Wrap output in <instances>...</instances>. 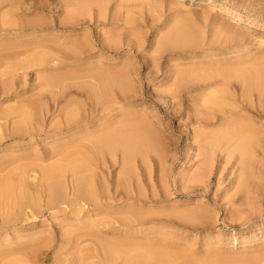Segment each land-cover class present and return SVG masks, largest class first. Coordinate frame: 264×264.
I'll return each instance as SVG.
<instances>
[{"label":"rangeland","instance_id":"1","mask_svg":"<svg viewBox=\"0 0 264 264\" xmlns=\"http://www.w3.org/2000/svg\"><path fill=\"white\" fill-rule=\"evenodd\" d=\"M8 1L0 5V12L10 11L16 7L14 4L20 3L22 9L18 13L23 19H18V16L16 18L25 22L24 24L31 21L33 23H29L30 26L17 35L5 34L0 30V58L14 52L23 43H27L23 44L25 48L21 45L25 50L18 47L15 51L21 49L24 55L28 49L31 51L40 47L39 51H43L45 57L42 56L43 61L38 60L39 66H31V69L24 68L23 60L21 64L13 59L14 63L17 62L16 65L19 63L23 66L21 69L19 65L11 66V59V63L9 59H0V117L2 114L11 115L15 112L7 118L8 121L5 120L6 123L0 119V135H3L0 137V178H6L0 182H10V186L14 184V188L24 183L36 184L41 176L37 172V176L32 174L38 166H34V163L39 164V160L48 159L45 162L40 161L43 168L57 163L55 158L51 160L48 157L49 152L57 154V149L54 148L56 145L67 143L69 136L76 138L80 133L87 134L85 132H91L98 125L107 128L116 123V128L122 131L127 127L135 129L132 130L135 134L123 131L124 135H130L135 142L131 144L135 158L131 155L133 175L128 178L132 180L124 181L128 185L127 188L120 175L123 172V155L120 153L119 156L117 152L113 160L105 158L110 157L109 155L101 156L100 162H113L105 164L107 170H103L104 176H99L101 173L98 172V180L101 183L100 178L105 177L115 182L118 176L122 183L116 197L104 200L102 205L89 206L79 203L73 207L62 205L66 210L60 208L62 210L50 212L46 209L43 216L32 222H17L15 226L2 231V245L15 247L21 243L33 244L36 239L39 245L38 241L41 244L45 237L50 240L52 236L50 248L46 251L43 249L47 258L42 259L44 262L40 261L39 264H106L109 255L112 256L110 257L113 263L107 264H123L125 259V262H131L132 257L137 258L138 261H133L137 264L140 261L142 264H264V90L260 91V96L259 92L251 87L254 83L251 86L243 85L234 79L244 71H251L259 76V83L264 88V0ZM212 1L228 4L227 10L211 8L209 3ZM1 14L0 17L3 15ZM15 45L13 50L11 46ZM44 45L47 47L44 48ZM20 58L27 60V55ZM10 67L16 68L15 71L18 72L9 71ZM6 72L7 74L3 75ZM206 77L218 78L210 83L202 82ZM221 77L227 79L226 82H222ZM229 77L232 79L228 80ZM177 79H184V86L180 91L182 99L178 108L173 107L167 97V94L175 89ZM50 80L54 82L50 83L51 89ZM213 88L216 93L224 91L229 97L226 96L227 98L222 100V108L227 109V112L221 119L222 115L219 113L218 115L214 111L201 110L202 117L207 121L199 122L195 110L204 106L205 102H211L209 99L216 94ZM55 93L59 94L58 102L60 101L61 107L69 104V109H75L78 105L91 107L101 103L102 108L107 109L99 110L95 117L87 120L89 124L86 128L79 127L62 136H53L51 133L48 135L44 131L39 132L40 137L29 141L26 136L25 141L20 140L21 136H4L18 123L20 116L17 112L21 107L26 110L29 108V114L39 112L36 108L33 110V107H37L33 102L36 103L37 100V103H41L37 108L44 113L41 116L44 120L43 129L48 126L50 128L51 123L59 121L60 106L57 108L49 95L56 97ZM204 93H207L205 98ZM28 103L33 104L32 110ZM232 115L236 118L233 119ZM34 120H31L33 127L37 124H34ZM141 127L147 138V133L151 137L157 135V138H152L155 145L159 143V147H154L152 143L150 155H146L145 151L148 150H139L152 142L145 141ZM48 128L45 130H52ZM221 133L223 135L219 139L229 136V149L223 154L225 143L216 145L212 164L215 169L211 179L196 180L199 183H195V174L204 167L203 159L198 157L195 139L206 143L209 140H217ZM249 134L253 135L254 139ZM50 135L52 137H48ZM250 137L253 141L248 139ZM77 138L76 141L79 140ZM134 138L139 141L136 142ZM65 147L67 146L58 149ZM248 153L250 157H247ZM45 154L48 158H44ZM40 155L45 156L41 158ZM141 161L148 162L142 164ZM141 165H144L147 172L141 171ZM20 168L26 172H21ZM243 172H247L248 177V187L244 188L241 186ZM145 173L151 176L148 177ZM70 174L60 182L62 186L66 182L67 194L69 193L68 197L71 198L75 177ZM145 176L149 179H145ZM144 179L150 182L147 183ZM137 182L140 185H137ZM110 183L108 185L112 191L113 184ZM135 186V189L140 186V195H134ZM127 192L133 195L125 198ZM34 195L31 198H35ZM132 196L134 198L130 199ZM135 196L143 198L137 199ZM41 198V202H46L44 195H41ZM134 215L139 217L135 216L137 220L132 222ZM177 215H183L185 218L183 221L177 220ZM131 219L132 221H129ZM113 243L117 246H123L118 245L120 243H128L131 248L119 247V252L116 246L114 250ZM103 244L106 253L113 254L99 250ZM109 245H112L113 250L109 247L107 251ZM162 256H165L164 259H161ZM114 257L118 262L115 263Z\"/></svg>","mask_w":264,"mask_h":264},{"label":"bare ground","instance_id":"2","mask_svg":"<svg viewBox=\"0 0 264 264\" xmlns=\"http://www.w3.org/2000/svg\"><path fill=\"white\" fill-rule=\"evenodd\" d=\"M7 1L8 0H0V5L2 6L5 2L7 3ZM12 2H17V0H11ZM8 2H10V1H8ZM19 2V1H18ZM31 2V1H30ZM38 2V1H37ZM227 3V2H226ZM18 4V3H17ZM17 4H14L13 6H16L15 8L13 7H10V8H12V9H10V11H4L3 12V10H2V12H0V14L2 15L1 17H0V30L2 31V32H5V34H10V35H13V34H18V33H20V32H22L25 28H27V27H29L30 25H29V23H31V25H32V21L31 22H28V23H26V24H24L25 22H22L21 20H19L18 21V19L19 18H21V17H19V13H18V11L20 12V9H22L21 8V6L18 4V6H17ZM36 4V3H35ZM210 4V7L211 8H218V9H220V10H227V5L225 4V3H221V2H217V1H212L211 3H209ZM12 5V4H11ZM20 6V7H19ZM1 9V8H0ZM6 9V8H5ZM17 13H18V15H17ZM13 16H15V17H13ZM18 16V19L16 18ZM11 17H13V18H11ZM9 18V19H8ZM10 18H11V20H10ZM17 20V21H13V20H15V19ZM22 19H23V17H22ZM71 19V18H70ZM69 19V21H72V20H70ZM21 21V22H20ZM68 21V22H69ZM65 22V21H64ZM34 25V24H33ZM39 25V24H38ZM9 35V36H10ZM20 35V34H19ZM23 43V42H22ZM21 44V43H20ZM19 44V45H20ZM24 44V43H23ZM23 44H21L24 48H25V44H27V43H25L24 45ZM21 45L20 46H18V47H21ZM34 45H35V43H34ZM37 45V44H36ZM27 46V45H26ZM39 46V45H38ZM5 47V46H4ZM11 47H13V50L16 48V45H15V47L14 46H11ZM16 48V49H19V48ZM23 47H21V49L23 48ZM33 47V46H32ZM47 46L46 45H44V48H46ZM87 47V46H86ZM3 48V47H2ZM10 48V47H9ZM8 48V49H9ZM23 48V50H25ZM39 48L40 47H38V48H36V49H33V50H29L28 49V52H26V54L24 53V55H27V60L24 58H20V57H22V56H24L23 55V51L20 49V50H17V51H15L14 50V52H10L9 54H5L4 55V58H0V59H2V60H6V61H8V59H9V62L12 60L13 61V59H15V61H18V62H20L21 64H22V62H23V64H25V66H24V68L25 69H27V68H30L31 66H33V68L36 66V65H38L37 64V62H38V60L39 59H42V61H43V57L42 56H44L45 54H44V52L43 51H39ZM43 48V49H44ZM11 49V48H10ZM10 49H9V51H10ZM42 49V50H43ZM48 49V48H47ZM3 50V49H2ZM13 50H11V51H13ZM46 49H44V51H45ZM75 50V49H74ZM77 50V49H76ZM18 51H20V52H18ZM41 52V53H40ZM45 52H47V50L45 51ZM74 52H76V51H74ZM39 54V55H38ZM22 55V56H21ZM41 55V56H40ZM2 57H3V55H1ZM45 57V56H44ZM20 58V60H18V59ZM11 59V60H10ZM17 59V60H16ZM23 60V61H22ZM24 60H26V61H24ZM22 61V62H21ZM41 61V62H42ZM1 62V61H0ZM40 62V61H39ZM11 63V62H10ZM13 64H11V66L13 65V66H20L21 67V65L18 63V65H16V63H14V61L12 62ZM35 65V66H34ZM42 65V63H40V66ZM8 66H10V64H8L7 65V67ZM39 66V65H38ZM20 67H17V68H20ZM241 67V66H240ZM249 67V66H248ZM9 68V67H8ZM23 68V66L21 67V69ZM32 68V67H31ZM30 68V69H31ZM256 68V67H255ZM240 69V68H239ZM238 69V70H239ZM264 69V68H263ZM9 71L11 70V72L13 71V73H14V71L16 70V68H13V67H10V69H8ZM19 70V69H18ZM241 70V69H240ZM242 70H243V67H242ZM256 70V69H255ZM7 71V70H6ZM9 71H7V72H9ZM20 71V70H19ZM234 71H237V70H235L234 69ZM7 72L4 74L3 73V75H6L7 74ZM15 72H18V71H15ZM263 72H264V70H263ZM9 74V73H8ZM11 76H12V74H10ZM114 75V74H113ZM10 76V77H11ZM3 77V76H2ZM12 77H16V75L14 76H12ZM102 77V76H101ZM114 77H116V76H114ZM181 77V76H180ZM197 77V76H196ZM103 78H104V76H103ZM102 78V79H103ZM106 78V77H105ZM182 78V77H181ZM180 78V79H181ZM186 78V77H185ZM189 78V77H188ZM217 78L218 77H206V78H204L203 80H202V82H204V83H210V82H213L214 80H217ZM222 78V82H226V80L227 79H224V77H221ZM101 79V80H102ZM198 79V78H197ZM196 79V80H197ZM229 79H232L231 77H229L228 78V80ZM234 79H237V80H239L243 85H248V84H250V86L252 85V83H254V86H251L252 88H254V90L255 91H258L259 92V95H260V91H263L264 90V88H263V86L261 85V83H259V76L256 74V73H252L251 71L249 72V71H244V72H242L240 75H237L236 77H234ZM53 80V79H52ZM99 80V79H98ZM100 80V81H101ZM201 80V79H200ZM262 80V79H261ZM2 81V80H1ZM55 81V80H54ZM99 81V82H100ZM106 81V80H105ZM105 81H103V82H105ZM111 81V80H110ZM116 81V80H115ZM102 82V81H101ZM184 82V79L183 80H178L177 79V84L174 86V90H171L167 95V97H169V103L171 104V105H174L173 107H175V106H177V108H178V105L180 104V102H181V99H182V96H181V88H182V86H184V84H182ZM219 82V81H218ZM221 82V81H220ZM50 83H54L53 81H51L50 80V82H49V88H50ZM105 84H106V82H105ZM216 84V83H215ZM221 84V83H220ZM220 84H218V85H220ZM211 85V84H210ZM207 86V85H206ZM209 86V85H208ZM221 86H222V84H221ZM200 87V86H199ZM212 87V86H211ZM217 87V86H216ZM219 87V86H218ZM51 88H52V86H51ZM50 88V89H51ZM241 88V87H240ZM13 89V88H12ZM212 89V88H211ZM211 89H209V93H210V90ZM228 89V88H227ZM11 89H9V91H10ZM206 90V89H205ZM216 90H217V88H216ZM6 91H8V89L6 90ZM166 91V90H165ZM213 91H214V88H213ZM212 91V92H213ZM249 91H251V90H249ZM49 92H50V90H49ZM53 92V91H52ZM205 92V91H204ZM235 92V91H234ZM4 93V92H3ZM8 93V92H7ZM54 93V92H53ZM52 93V95H54ZM214 93H216L215 91H214ZM214 93H212V94H214ZM263 93V92H262ZM55 94H57V93H55ZM211 94V93H210ZM264 94V93H263ZM51 97H52V99L55 101V106H57V108H58V106H60V101L58 102V100L60 99L59 98V94H57V96L56 97H53L51 94H49ZM207 95V93H204V98H205V96ZM236 95V94H235ZM262 95V94H261ZM260 95V96H261ZM199 96V95H198ZM203 96V95H202ZM227 95H225V92L224 91H220V92H217L216 94H215V96L213 95V98L211 99H209V100H211V102L209 101V103H204L203 105L204 106H200L199 107V109H197V110H195V114H196V116H197V121H199V122H205V121H207V119H205L204 117H202V115H201V112L203 111V110H207V111H214L215 113H219V114H221L222 115V117H221V119H223L224 117L223 116H225V114H226V110H224L223 108H222V105L224 104L223 103V101L225 100V98H227L226 97ZM209 97V96H208ZM236 97V96H235ZM55 98V99H54ZM196 98V97H195ZM200 98H202V97H200ZM229 98V97H228ZM251 98V97H250ZM242 99V98H241ZM248 99V98H247ZM41 100V99H40ZM223 100V101H222ZM251 100V99H250ZM257 100V99H256ZM38 101V100H37ZM37 101H36V103H37ZM205 101H207V100H205ZM229 101V100H228ZM247 101V100H246ZM221 102H222V104H221ZM226 102V101H225ZM237 103L236 104H238V101H236ZM244 102V101H243ZM36 103H34L33 102V104L34 105H37V107L39 108V103H40V101L36 104ZM230 103V102H229ZM247 103V102H246ZM29 105H28V107H31V109L30 110H32L33 108V110H35V108H36V110H39V112L38 111H36V112H34V114H29L28 112H29V108L26 110L25 108L23 109L22 107L20 108L21 110H18V115L20 116V119H19V121H18V123H16L15 125H13V128L12 129H10V132H6L5 131V134L6 135H4V136H7V137H11V138H16V137H22V139H20V140H22V141H25L26 139L24 138L25 136H26V138H28L27 140L29 141V139H33V138H35V137H40L41 135H38L39 134V132H46V134H48L49 135V133H51V135H56V136H62V135H64V134H67V133H69V132H71L73 129H76V128H81V127H83V128H86V126L89 124V122L87 121V120H89L90 118H92L93 116L95 117V113H97V112H99V110H101V111H105L106 109H107V107H104V108H102V106L99 104V105H95V106H89V107H82V106H80V105H78L75 109H69V104L67 105L66 104V106H60L59 108H58V110H59V121H57V122H54L53 124H52V126H51V124H50V128H48V127H45V129H47L48 128V130L49 129H52L51 131H47V130H45V129H43L44 128V126L42 127V124H43V119H41L42 117V115H44V113H43V111L41 110V109H38L37 107H33L32 108V106H33V104L32 103H28ZM41 104V103H40ZM198 104V103H197ZM226 104V103H225ZM234 104V103H233ZM227 105V104H226ZM231 105H232V103H231ZM239 105V104H238ZM247 105V104H246ZM249 105V104H248ZM26 106V105H25ZM224 106V105H223ZM249 106H251V105H249ZM40 107H41V105H40ZM232 107H233V105H232ZM237 107V106H236ZM42 108V107H41ZM72 108V107H71ZM235 108V107H234ZM43 109H44V107H43ZM176 109V108H175ZM194 110V109H193ZM192 110V111H193ZM202 110V111H201ZM41 111V112H40ZM45 111V110H44ZM16 113V114H17ZM45 113H47V112H45ZM12 114H15V112L14 113H12ZM12 114L10 115H8V114H2L1 116L2 117H0V119L2 118L3 119V122H5V120H7L8 121V119L7 118H9L10 116H12ZM218 114V115H219ZM212 115V114H211ZM220 115V116H221ZM227 115H228V113H227ZM187 116V115H186ZM207 116V115H206ZM31 117H32V119H31ZM44 117V116H43ZM188 117V116H187ZM232 118H233V115L231 116ZM242 117V116H241ZM36 120H34V119ZM213 118V117H212ZM236 118V117H235ZM235 118H233V119H235ZM239 118V117H238ZM34 120V124H36L34 127L32 126V121ZM230 120H232V119H230ZM229 121V120H228ZM237 121V120H236ZM240 121V120H239ZM36 122V123H35ZM99 122V121H98ZM235 122V121H234ZM6 123V122H5ZM90 123H93V122H90ZM231 123H233V122H231ZM240 123V122H239ZM114 124H116V123H114ZM113 123H112V125L110 126V127H107V128H105V127H103L102 125H98L97 127H95V129L94 130H92L91 132H90V130H89V133L88 132H85V133H87V134H84V133H80L79 134V136H77L76 138H77V140L78 141H76V138H73V137H75V136H72V138L69 136L68 138H69V140L67 141V143L66 142H63L62 144H60V145H56L54 148H56L57 150H55L56 152L55 153H57V154H54V152H52L53 154H51L50 152H49V154H48V157L51 159V160H53L54 158L57 160L56 162L57 163H52V165H50V166H48V167H44L43 168V166H42V164H41V162L42 161H47L48 159H45V160H39L38 162H39V164H33L34 166H36V165H38L37 166V169L35 168V170L33 171V175L35 176L36 175V172H37V174H40V176H41V179L40 180H38L39 179V176L37 177V179H36V181L38 180V184L36 183H32V182H30V184H27V185H25V183H24V181H23V179H24V177H25V175H23L22 174V176H24L23 177V179L21 180V181H23V183L24 184H22L21 186H15V188H14V184L12 185L11 184V186H10V182L8 183V184H6V182H4V183H2V182H0V233H2V231H4V230H8L10 227H12V226H15L16 225V223L17 222H32V220H35V219H37L39 216H43V214H44V211L46 210V209H49V211L51 212V210L53 211V210H59L60 208H62L63 210H66L67 208V206H75V205H77V204H79V203H83L82 205H102L101 203H103L104 202V200H106V201H108V199H110L111 200V198H113V197H116L117 196V194H118V192H120L119 191V186L121 185V183L122 182H124V181H126V182H128L127 180H132V179H128V178H132V176L131 175H133L132 174V172H131V164H130V162L132 161V159H131V157L133 156V154H132V148H131V144L132 143H135V142H133V138H131V136L130 135H124V133L126 132V133H131V132H133L135 129H132V128H126V130L124 131V133H123V131L122 130H119V129H117L116 128V126L114 125ZM144 124V123H143ZM236 124V123H235ZM37 125H38V127H37ZM117 125V124H116ZM240 125V124H239ZM243 125V124H242ZM32 126V127H31ZM228 126V125H227ZM235 126V125H234ZM247 126V125H246ZM125 127V126H124ZM137 127V126H136ZM139 127V126H138ZM142 127H144L143 125H142ZM142 127H141V129H142ZM237 127V126H236ZM240 127V126H239ZM242 128H243V126H241ZM226 128V127H225ZM228 128V127H227ZM145 129V128H144ZM239 130H242V129H240V128H238ZM246 129H248V128H246ZM245 129V130H246ZM8 130V129H7ZM133 130V131H132ZM143 130V129H142ZM146 130V129H145ZM236 130V129H235ZM252 131L251 129H248V131ZM86 131V130H85ZM131 131V132H130ZM138 131H139V129H138ZM231 131H232V129H231ZM237 131V130H236ZM243 131V130H242ZM247 131V130H246ZM254 132H255V130H253ZM252 131V132H253ZM141 131H139L138 133H140ZM146 133L148 132L147 130L145 131ZM215 132V131H214ZM238 132V131H237ZM253 132V133H254ZM256 132H257V130H256ZM259 132V131H258ZM34 133H36L35 135H34ZM123 133V134H122ZM137 133V132H136ZM142 133H143V135H144V139H145V141L146 142H150V141H152V142H150V143H148V144H145L144 146H143V148H140L139 150H141V151H143V149H144V151L145 150H148V152L147 151H145L146 152V155H148L149 154V152H150V150H151V148L153 147V146H151L152 145V143L154 142V137L156 136V138H157V135H153L152 137L150 136V134H148L147 133V135L149 136L148 138L150 139H148L147 137H146V135H145V133H144V130L142 131ZM245 132L243 131V134H244ZM247 134H248V132H246ZM133 134H135V132H133ZM133 134H132V136H133ZM161 134V133H160ZM241 134V133H240ZM258 134V133H257ZM29 137H28V136ZM48 136V137H52V136ZM141 135V134H140ZM142 135V136H143ZM222 133L221 134H219L218 136H217V140H214V141H206V143H202L201 141H199L197 138L195 139L196 140V146H197V148H198V157H201L202 159H203V163H204V167L203 168H201L198 172H197V174H195V177H194V182L196 181V180H198V181H202V180H207V181H209L210 179H211V175H212V173H213V171H214V169L215 168H213V166H212V164H213V162H214V147L216 146V145H219V144H221V143H225V148L223 149V151H222V153L224 154V153H226V150L227 149H229V144H230V139L228 138V137H224V139L222 138V139H219V138H221L222 137ZM226 135V134H225ZM249 135H251V134H249ZM263 135H264V133H263ZM1 136H3V135H0V137ZM137 136V135H136ZM161 136V135H160ZM216 136V135H215ZM252 136V138L254 139V137H253V135H251ZM255 136V135H254ZM6 137V138H7ZM213 137V136H212ZM236 137V136H235ZM249 137V136H248ZM256 137H258V136H256ZM255 137V138H256ZM67 138V139H68ZM242 138V137H241ZM1 139V138H0ZM2 139L4 140V138L2 137ZM74 139H75V141H74ZM146 139H148V140H146ZM246 139H247V137H246ZM248 139H250L251 140V137L250 138H248ZM2 140V141H3ZM18 140V139H17ZM134 140H135V138H134ZM137 141H139L138 139H136ZM135 140V141H136ZM70 141V142H69ZM136 141V142H137ZM141 141L143 142V140L141 139ZM249 140H247V142H248ZM251 141H253V140H251ZM1 143V142H0ZM24 143V142H23ZM64 143L66 144V145H64ZM140 143V142H139ZM242 143H243V141H242ZM249 144L251 143L250 141L248 142ZM4 144V143H3ZM70 145V144H74V145H70V146H68V145ZM144 144V143H143ZM244 144H245V142H244ZM62 145H64V146H67V147H71V146H73V147H71L70 149H68L67 147H65V148H61L60 150L58 149V148H60V147H64V146H62ZM133 145H135V144H133ZM132 145V146H133ZM137 145V144H136ZM153 145H154V147H159L158 145H159V143H158V145H155L154 143H153ZM203 145H204V148H203ZM246 145V144H245ZM21 146V145H20ZM58 146H60V147H58ZM162 146V145H161ZM206 146V147H205ZM224 146V145H223ZM135 147V146H134ZM136 147H138V146H136ZM151 147V148H150ZM67 148V149H66ZM139 148V147H138ZM156 148V149H157ZM200 148H202V149H200ZM63 149V151H61ZM66 149V150H65ZM160 149V148H159ZM166 149V148H165ZM243 149V148H242ZM51 150V149H50ZM137 150V149H136ZM60 151V152H59ZM248 151H250V150H247V152ZM117 152H119L118 154H119V156H120V153L123 155V158H124V163H122L123 164V172H122V174H120V175H122V182H120V180H119V177L117 176L116 178V180H115V182H113V180H109V179H106L105 177H102V178H100L101 180V183L99 182V176H104V175H102V173H103V170L105 171V170H107V165H106V168H105V164H108V163H110L113 159H114V156H115V154L117 153ZM157 152V151H156ZM159 152V151H158ZM137 153V152H136ZM144 153V152H143ZM148 153V154H147ZM160 153V152H159ZM221 152H220V154H222ZM47 154V153H46ZM45 154V155H46ZM104 154H106V155H104ZM135 154V153H134ZM194 154H196V153H194ZM229 154V153H228ZM247 154V153H246ZM251 154V153H250ZM44 155V156H45ZM102 155H104V156H107V155H109L110 157H105L106 159L108 158H112V160L110 161V162H106V163H104V159L102 160L103 162H100V160L102 159L101 158V156ZM132 155V156H131ZM137 155V154H136ZM141 156H142V154H140ZM146 155H144V156H146ZM150 155V154H149ZM161 155V154H160ZM37 156H38V154H37ZM43 156V155H42ZM43 156V157H44ZM241 156H242V154H241ZM250 157V155H249V153H248V155H247V157ZM40 157H41V155H40ZM43 157H41V158H43ZM47 157V155H46V157H44V158H48ZM134 157V156H133ZM137 157V156H136ZM143 157V156H142ZM37 158V157H36ZM40 158V159H41ZM53 158V159H52ZM104 158V157H103ZM135 158V157H134ZM157 158H159V157H157ZM38 159H39V157H38ZM37 159V160H38ZM49 159V160H50ZM146 159V158H145ZM162 159V158H161ZM247 159H249V158H247ZM59 160V161H58ZM158 160H160V159H158ZM41 161V162H40ZM237 161V160H236ZM44 162H43V165H44ZM113 162V161H112ZM142 162V164H144V163H147L148 161H146V162H143V161H141ZM132 163V162H131ZM216 163V162H215ZM227 163H229V161L227 162ZM41 164V165H40ZM149 164V163H148ZM158 164V163H157ZM220 165V164H219ZM225 165V164H224ZM230 165V164H229ZM32 166V165H31ZM30 166V167H31ZM133 166V165H132ZM141 166H143V168H141V171H144L145 172V170L146 169H144V165H141ZM3 167V166H2ZM24 168V167H23ZM22 168V169H23ZM33 168V166L31 167V169ZM135 168V167H134ZM162 168V167H161ZM0 172H2V168L0 167ZM21 169V168H20ZM22 169H21V172H23L24 173V171L26 172V170H23L22 171ZM26 169V168H25ZM28 169V168H27ZM39 169V170H38ZM142 169H144V170H142ZM220 169V168H219ZM232 169V168H231ZM36 170H38V171H36ZM133 170V169H132ZM160 170V169H159ZM250 170V169H249ZM32 171V170H31ZM97 172V175H96V172ZM250 171H252V170H250ZM28 172V171H27ZM29 172H30V170H29ZM28 172V173H29ZM98 172H100L101 173V175H99L98 176V174H100V173H98ZM146 172H147V170H146ZM35 173V174H34ZM68 173H71L74 177H75V180L73 179V188L71 189L73 192H71L70 193V195L72 194V196H71V198H70V196L68 197V194H67V192H68V189H67V185H66V182L63 184L64 186H62V184H61V182H62V178L64 179V178H68L67 176V174ZM21 174V173H20ZM70 174V175H71ZM246 174H247V172H243V174H242V176H241V186L244 188L245 186H247L246 185V178H247V180H248V177H246ZM14 175V174H13ZM27 175V174H26ZM29 175H30V173H29ZM67 175V176H66ZM108 175V174H107ZM144 175H146V173L144 174ZM150 175V174H149ZM149 175H148V173H147V175L146 176H148L149 177ZM234 175V174H233ZM249 175V174H248ZM9 176V175H8ZM21 176V177H22ZM32 176V175H31ZM30 176V177H31ZM37 176V175H36ZM72 176V177H73ZM139 176V175H138ZM141 176V175H140ZM144 177L145 179H149L148 177ZM151 176V175H150ZM250 176V175H249ZM10 177V176H9ZM20 177V178H21ZM26 177H29V176H26ZM96 177H97V180H96ZM143 177V176H142ZM3 178H5V177H3ZM3 178H2V180H3ZM33 178V177H32ZM124 178V179H123ZM134 178V177H133ZM250 178V177H249ZM65 179V180H66ZM142 179V178H141ZM144 179V180H145ZM1 180V178H0V181H2ZM5 180H6V178H5ZM10 180V179H9ZM34 180V179H33ZM65 180H63V182L65 181ZM139 180V179H138ZM150 180H151V178H150ZM150 180H145V181H148L147 183H149L150 182ZM4 181V180H3ZM61 181V182H60ZM67 181V180H66ZM112 182V184H113V188H112V191H111V189L109 188L110 187V185H108L110 182ZM133 181H135L134 179H133ZM132 181V182H133ZM139 181H141V180H139ZM198 181H196L195 183H197ZM25 182H26V180H25ZM129 182H131V181H129ZM132 182H131V184H132ZM136 182V181H135ZM135 182H133V183H135ZM143 182V181H142ZM206 182V181H205ZM20 183H22V182H20ZM32 183V184H31ZM125 183V182H124ZM199 183V182H198ZM71 184V185H72ZM111 184V183H110ZM127 183H125V185L124 186H128V185H126ZM136 184V183H135ZM134 184V185H135ZM140 185V183L139 182H137V185ZM18 185V184H17ZM108 185V186H107ZM112 186V185H111ZM130 186V185H129ZM133 185H131L130 187H132ZM121 187V186H120ZM125 187V188H126ZM137 186H135V187H133L134 189L136 188ZM150 187V186H149ZM248 187V186H247ZM128 188V187H127ZM127 188L125 189V190H127ZM152 188V187H151ZM15 189H18L17 191L15 190ZM67 189V190H66ZM69 189V190H70ZM121 189V188H120ZM133 189V190H134ZM139 189H140V186H139ZM139 189H135V191H136V194H134V195H137V193H139V195H140V192L138 191ZM240 189V191L242 190L241 188H239ZM122 190H124V189H122ZM130 190V189H129ZM128 190V191H129ZM259 190V189H258ZM131 192H133V191H131ZM130 192V193H131ZM123 193V192H122ZM241 193H242V191H241ZM256 193V192H255ZM32 194V195H31ZM33 194H35L34 196H35V198L34 197H32L31 198V196H33ZM120 194V193H119ZM125 194V193H124ZM127 194V196L126 195H124L125 196V198L127 197V198H129L131 195H133V194H129V192H127L126 193ZM142 194V193H141ZM247 195H249V193H246ZM18 195V196H17ZM31 195V196H30ZM41 195H44L46 198H45V200H46V202H44V201H42V202H44V204H42V202H41V200H42V198H41ZM144 195V194H143ZM36 196H38L37 198H36ZM43 197V196H42ZM108 197H110V198H108ZM135 197H137V199H139L138 197H140V199H142L143 198V196H135ZM142 197V198H141ZM145 197V196H144ZM34 198V199H33ZM107 198V199H106ZM132 198H134V196H132L130 199H132ZM114 199H116V198H114ZM113 200V199H112ZM131 201H133V200H131ZM6 203H8V205H6ZM11 203H13L12 205H11ZM4 204V205H3ZM62 205L64 206V205H67L65 208L66 209H64L63 207H62ZM5 206V207H4ZM61 206V207H60ZM6 207H7V209L8 210H10V211H8L7 209H6ZM62 209H60V210H62ZM56 210V211H57ZM65 212V211H64ZM49 213V212H48ZM133 216V215H132ZM135 216L136 215H134V220L132 221V219L131 220H129V221H132V222H135V220H137V219H135ZM183 216V215H182ZM182 216H178L177 215V220H180L181 219V221H183L182 219L183 218H185V217H182ZM136 217H139V216H136ZM133 218V217H132ZM140 220H141V217H140ZM138 221H139V218H138ZM184 223V222H183ZM31 225V224H30ZM33 225V224H32ZM35 236V235H34ZM31 238V237H30ZM47 238H49V237H47ZM46 237H45V241L43 240V239H41V238H39V240H43V243H41L40 244V241H38L39 242V245H38V243H37V239L35 240V244L33 243V244H29V243H21V244H17V246H15V247H11V245L10 246H7V247H5V246H3L2 245V242L0 241V244L2 245H0V247H1V249H0V264H39V262L40 261H42V262H44L43 260L45 259V258H47L46 257V255H47V253L46 252H43V249H45V251L47 250V249H49L50 248V244H51V239H52V236H51V239L50 240H48ZM6 239V238H5ZM47 239V240H46ZM3 241V240H2ZM46 241L48 242V243H46ZM74 241V240H73ZM76 241H78L77 239H76ZM79 242V241H78ZM4 243V242H3ZM6 243V242H5ZM73 243H76V242H73ZM99 243V242H98ZM102 243H103V241H102ZM105 243V242H104ZM80 244V243H79ZM86 244V243H85ZM97 244V243H96ZM100 244H101V242H100ZM107 244V243H106ZM105 244V245H106ZM109 244V243H108ZM107 244V245H108ZM114 244V243H113ZM112 244V245H113ZM141 244V243H140ZM139 244V245H140ZM76 245V244H75ZM92 245H94L93 243H92ZM99 245V244H98ZM112 245H109L108 246V248H107V251H109L108 249H110L111 247H112ZM118 245H123V246H117V245H113L114 246V250H116V247L118 248L117 250L120 252V250H119V247H122V248H124V247H129L128 246V243H125V244H118ZM125 245H127V246H125ZM132 246H133V244H131ZM138 245V244H137ZM116 246V247H115ZM134 246H136V245H134ZM144 246V245H143ZM147 246V245H146ZM167 246V245H166ZM90 247H92V246H90ZM103 247V248H102ZM105 246H104V244H103V246L101 245L100 246V248H99V250L101 249V251L103 252L104 251V253H106V249L104 248ZM110 247V248H109ZM149 247V246H148ZM85 248V247H84ZM89 248V247H88ZM129 248H131V246L129 247ZM93 249V248H92ZM156 249V248H155ZM85 250H86V248H85ZM111 250H113V247H112V249ZM144 250V249H143ZM142 250V252L144 253V251ZM81 251V250H80ZM128 251V250H127ZM126 250H125V252H127ZM48 252V251H47ZM82 252V251H81ZM116 252V251H115ZM124 252V251H123ZM138 252H140V251H138ZM110 253V252H109ZM109 253H106V254H109ZM128 253H129V251H128ZM147 253V252H146ZM164 253V252H163ZM167 253V252H166ZM165 253V254H166ZM87 254V253H86ZM106 254H104L105 255V257H106ZM110 254H113V252L112 253H110ZM117 254V253H116ZM121 254V253H120ZM131 254V253H130ZM92 255V254H91ZM90 255V256H91ZM100 255H101V252H100ZM115 255V254H114ZM133 255V254H132ZM155 255H157V254H155ZM163 255V254H162ZM167 255V254H166ZM108 256V255H107ZM111 255H109L108 257H109V260L107 261V263L108 262H111V263H113L112 262V259H111V257H110ZM108 257H107V259H108ZM120 257V256H119ZM134 257H136V256H134ZM137 257H139V256H137ZM157 256H155V258H156ZM160 257V256H159ZM165 257V256H164ZM164 257L162 256V258L161 259H164ZM115 258V257H114ZM116 258H118V256H116ZM115 258V263L116 262H118L117 260L118 259H116ZM122 258V257H121ZM140 258V257H139ZM142 258V257H141ZM43 259V260H42ZM84 259V258H83ZM99 259V258H98ZM106 259V260H107ZM111 259V260H110ZM125 259V258H124ZM134 262H136V261H138V260H136V259H133V257L131 258ZM160 259V260H161ZM167 259V258H166ZM82 260V259H81ZM114 260V259H113ZM121 260V259H120ZM126 260V259H125ZM125 260H124V262H125ZM159 260V259H158ZM159 260V261H160ZM122 261V260H121ZM120 261V262H121ZM133 261H131L130 262V260H128V262H125V264H130V263H132V264H137V263H133ZM169 261V260H168ZM41 262V263H42ZM54 262V261H53ZM106 262V261H105ZM124 262H123V264H124ZM130 262V263H129ZM162 262V261H161ZM177 262V261H176ZM46 263V262H45ZM62 263V262H61ZM96 263V262H95ZM106 263V264H107ZM110 263V264H111ZM153 263V262H152ZM156 263V262H155ZM172 263V262H171ZM52 264V263H51ZM57 264H59V263H57ZM62 264H64V263H62ZM66 264V263H65ZM138 264H142V261H140ZM162 264V263H161ZM166 264V263H165Z\"/></svg>","mask_w":264,"mask_h":264}]
</instances>
